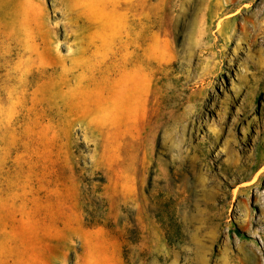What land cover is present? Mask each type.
Segmentation results:
<instances>
[{
    "label": "rangeland",
    "instance_id": "1",
    "mask_svg": "<svg viewBox=\"0 0 264 264\" xmlns=\"http://www.w3.org/2000/svg\"><path fill=\"white\" fill-rule=\"evenodd\" d=\"M0 264H264V0H0Z\"/></svg>",
    "mask_w": 264,
    "mask_h": 264
}]
</instances>
